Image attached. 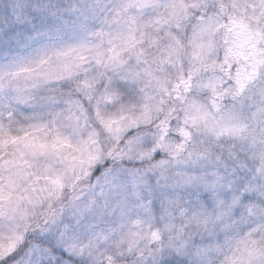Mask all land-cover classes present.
Listing matches in <instances>:
<instances>
[{"label": "clouds", "instance_id": "obj_1", "mask_svg": "<svg viewBox=\"0 0 264 264\" xmlns=\"http://www.w3.org/2000/svg\"><path fill=\"white\" fill-rule=\"evenodd\" d=\"M0 264H264V0H0Z\"/></svg>", "mask_w": 264, "mask_h": 264}]
</instances>
